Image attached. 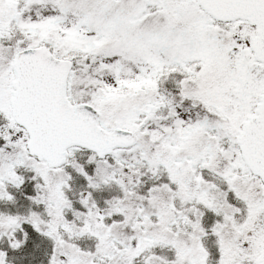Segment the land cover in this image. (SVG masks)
Wrapping results in <instances>:
<instances>
[{
    "label": "snow or ice",
    "instance_id": "obj_1",
    "mask_svg": "<svg viewBox=\"0 0 264 264\" xmlns=\"http://www.w3.org/2000/svg\"><path fill=\"white\" fill-rule=\"evenodd\" d=\"M0 264H264V0H0Z\"/></svg>",
    "mask_w": 264,
    "mask_h": 264
}]
</instances>
